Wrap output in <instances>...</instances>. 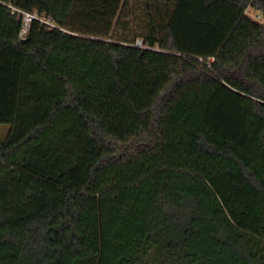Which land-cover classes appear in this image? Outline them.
I'll return each mask as SVG.
<instances>
[{
	"label": "trees",
	"instance_id": "trees-1",
	"mask_svg": "<svg viewBox=\"0 0 264 264\" xmlns=\"http://www.w3.org/2000/svg\"><path fill=\"white\" fill-rule=\"evenodd\" d=\"M0 126V264H264V0H0Z\"/></svg>",
	"mask_w": 264,
	"mask_h": 264
},
{
	"label": "rangeland",
	"instance_id": "rangeland-1",
	"mask_svg": "<svg viewBox=\"0 0 264 264\" xmlns=\"http://www.w3.org/2000/svg\"><path fill=\"white\" fill-rule=\"evenodd\" d=\"M247 15L254 21L256 22H262L263 18L262 15L255 11L254 9H249L247 11ZM257 16L259 17V19L257 20ZM9 131V127L8 126H0V141L4 140L5 136L7 135Z\"/></svg>",
	"mask_w": 264,
	"mask_h": 264
},
{
	"label": "built area",
	"instance_id": "built-area-1",
	"mask_svg": "<svg viewBox=\"0 0 264 264\" xmlns=\"http://www.w3.org/2000/svg\"><path fill=\"white\" fill-rule=\"evenodd\" d=\"M259 19V17L257 16V20ZM29 20H31V18L30 17H27L26 18V21L28 22ZM142 42L141 41H137V46H140V47H142Z\"/></svg>",
	"mask_w": 264,
	"mask_h": 264
}]
</instances>
